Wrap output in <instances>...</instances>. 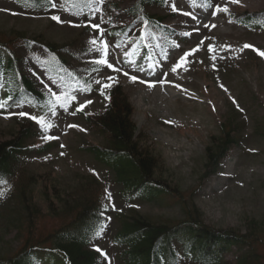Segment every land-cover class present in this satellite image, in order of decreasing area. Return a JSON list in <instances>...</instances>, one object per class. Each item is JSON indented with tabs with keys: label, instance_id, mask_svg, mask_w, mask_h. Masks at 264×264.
Segmentation results:
<instances>
[{
	"label": "rangeland",
	"instance_id": "rangeland-1",
	"mask_svg": "<svg viewBox=\"0 0 264 264\" xmlns=\"http://www.w3.org/2000/svg\"><path fill=\"white\" fill-rule=\"evenodd\" d=\"M131 5L130 0H95L88 15L75 17L58 3L45 14L31 15L11 1H0L1 35L18 31L28 38L63 48V53L67 51L64 55L68 67L76 71L97 64L95 61L103 54V42L107 45L105 58L113 65L111 68L101 65L102 69L93 74L91 91H74L73 108L58 103L53 114L44 118L52 125L50 128L45 129L30 119L40 116L28 106L15 109L11 115L0 113V140L15 135L17 124L32 120L35 136L27 144L34 150L42 146L46 149L25 158L28 174H53L61 185L72 188L71 191L86 176L97 179L111 209L103 237L94 240L90 249L100 254L101 264H122L120 250L113 243L119 216H126L128 210L134 209L155 222L179 221L183 219V211L176 200L168 198L126 203L114 184L113 174L83 149L105 142L75 109L90 100L83 113L87 116L101 113L106 104L101 92H107L102 86L118 85L132 109L131 121L137 133L166 169L167 184L184 196L193 197L203 224L264 241V57L251 48L241 50L249 44L264 52V33L246 31L220 12L212 14L218 6L228 7L231 13H258L264 10V0H238V3L211 0V7L206 8L195 0H169L163 8L148 7L150 15L166 18L168 27L176 32V40L173 46L161 48L160 36L153 33L146 37V50L137 49L136 38L116 44L110 36L113 28L131 25V18L125 14ZM52 16L60 17L61 22L52 20ZM92 40L97 43L92 44ZM198 45L199 50L187 58V70L172 72L171 68L184 53ZM209 45L213 46V52L209 51ZM33 53L31 56L43 57L39 51ZM30 58L25 57L23 71L36 90L59 95L58 81L47 78L44 70ZM132 76L137 78L135 82L130 79ZM150 84H156L155 89L150 90ZM21 112L28 115L20 116ZM228 116L234 118L238 144L231 148L211 177L201 179L205 149L211 137L219 136V124ZM50 226L45 221L40 229L44 231L43 228ZM248 242L264 252V244ZM17 244L15 231L0 234L1 251L8 252ZM238 254L237 247L228 249L226 261L234 262ZM179 264L196 263L181 261Z\"/></svg>",
	"mask_w": 264,
	"mask_h": 264
},
{
	"label": "trees",
	"instance_id": "trees-1",
	"mask_svg": "<svg viewBox=\"0 0 264 264\" xmlns=\"http://www.w3.org/2000/svg\"><path fill=\"white\" fill-rule=\"evenodd\" d=\"M5 1L37 15L51 10V4L56 2L63 4V9L69 13L80 15L93 3V0ZM132 1L134 6L127 13L136 27L145 32L165 33L162 19L145 12L151 2L162 5L165 0ZM225 15L248 29L264 31V12H227ZM130 29L115 27L112 35L123 39ZM35 50L43 54V58L31 56ZM26 56L44 69L48 77L59 79L63 106L71 105L74 87L89 89L92 75L101 69L97 65H89L83 72L68 69L63 48L28 38L18 31L0 34V103L5 105L0 111L3 113L24 103L38 114L53 111L55 99L36 91L23 73ZM120 89L117 85L110 87L104 113L87 118L105 139L104 146L87 147L88 153L113 174L114 184L123 200L152 202L168 198L176 200L183 211L182 220L162 223L152 222L133 210H129V215L121 216L113 242L119 247L122 264H175L179 259L197 264H264V252L248 240L259 245L264 241L253 235L248 238L232 230L207 227L193 204V197L184 196L167 184L166 169L140 134H136L131 121L132 109ZM233 119L225 118L219 124V136L210 138L201 179L214 174L230 147L238 144ZM33 124L32 120L21 122L16 125L15 135L0 140V234L15 231L18 242L8 252L0 250V264H101L100 255L91 250L90 245L103 237L104 214L109 211L103 199V187L96 178L86 176L71 191L72 188L61 185L53 174H28L25 158L46 149L42 146L34 150L27 144L35 136ZM45 221L51 226L49 229L42 227V231L40 225ZM231 246L237 247L240 253L234 262H228L224 257Z\"/></svg>",
	"mask_w": 264,
	"mask_h": 264
},
{
	"label": "snow or ice",
	"instance_id": "snow-or-ice-1",
	"mask_svg": "<svg viewBox=\"0 0 264 264\" xmlns=\"http://www.w3.org/2000/svg\"><path fill=\"white\" fill-rule=\"evenodd\" d=\"M230 2L231 3H238V0H230ZM51 7L56 8L57 7V4L53 3V4H51ZM60 7L63 8L64 5L61 4ZM65 10H67V9L65 8ZM176 10L177 9L174 6L173 7V11H176ZM221 11L224 12V13H227L228 12V7L225 6V7L221 8V7L218 6L216 8V11L213 12L212 14L215 15L216 12H221ZM185 15H190V13H185ZM192 18L195 19V17H192ZM51 19L52 20H55L57 22H61L60 21V17H58V16H52ZM92 27L93 28H99V25H92ZM204 27H208V25H204ZM211 27H215V25H212ZM186 35H190V34L186 33ZM91 43L92 44H96L97 41L96 40H92ZM101 43L103 45V54H102L101 59H99V60H97L95 62L98 65H107V67L111 68V67H113V65L109 64L108 61H107V59L105 58L106 55H107V45L106 44H103V42H101ZM201 43H203V42L201 41ZM176 47H179V46L177 45ZM208 48H209V51L210 52H213L214 51L213 46L209 45ZM248 48H251L253 51H256L258 55H260L261 57H264V52H261L258 49H255L254 46L249 45V44L243 45V48L241 50L248 49ZM198 50H199V45L196 48L191 49L189 52H185L184 55L180 58V60H178L176 62V64L171 68V71L172 72H176L177 69H181V68H183L184 70H187V68H186V65L188 63V59L187 58L190 55H192L195 52H197ZM212 59H215V56H213ZM125 75H127V73H125ZM109 79H112V78L110 77ZM130 79L133 82H135L137 80V78L135 76H132ZM97 83L99 84L100 82L97 81ZM151 86L152 85H149V87H151ZM102 87L103 88H108V87H111V84H104ZM176 87H179V85H176ZM101 94L102 95L104 94L103 91L101 92ZM53 96H54V99L56 100L57 103H60L64 99V96L63 95H55V94H53ZM105 98L107 99V97H105ZM233 102L235 103V101H233ZM89 103H91L90 100L89 101H86L85 104L80 105V107L77 110L78 111H82L86 107V105L89 104ZM4 106H5L4 103H0V108H2ZM61 106H63V104H61ZM19 115L20 116H26L28 114L27 113H24V112H21V113H19ZM29 118L35 120L38 124H40L45 129L52 127L51 124H48V123L45 122V120H44L43 117H40V118H37V117H29ZM70 127H75V126L72 125ZM50 138L51 137H44V139H50ZM97 235H99V233H97ZM97 251L99 252L100 249H97ZM101 255H104V253L101 252Z\"/></svg>",
	"mask_w": 264,
	"mask_h": 264
},
{
	"label": "bare ground",
	"instance_id": "bare-ground-1",
	"mask_svg": "<svg viewBox=\"0 0 264 264\" xmlns=\"http://www.w3.org/2000/svg\"><path fill=\"white\" fill-rule=\"evenodd\" d=\"M150 85H152L149 89L150 90H153V89H155L154 87H156V84H150ZM149 86V85H148Z\"/></svg>",
	"mask_w": 264,
	"mask_h": 264
}]
</instances>
